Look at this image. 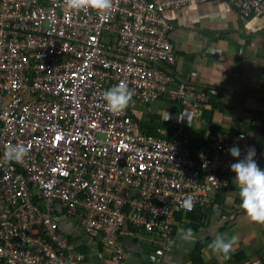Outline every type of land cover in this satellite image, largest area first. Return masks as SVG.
I'll return each instance as SVG.
<instances>
[{"label":"built area","instance_id":"1","mask_svg":"<svg viewBox=\"0 0 264 264\" xmlns=\"http://www.w3.org/2000/svg\"><path fill=\"white\" fill-rule=\"evenodd\" d=\"M210 3L264 18V0H113L103 14L63 0H0V264H84L63 217L99 241L109 264H123L124 228L168 246L186 215L206 214L236 185L235 137L215 132L192 146L179 131L140 125L149 104L180 118L207 106L196 74L176 72L171 17ZM121 83L134 95L115 115L103 94ZM18 144L24 161L5 162ZM162 257L156 249L147 260Z\"/></svg>","mask_w":264,"mask_h":264},{"label":"crops","instance_id":"2","mask_svg":"<svg viewBox=\"0 0 264 264\" xmlns=\"http://www.w3.org/2000/svg\"><path fill=\"white\" fill-rule=\"evenodd\" d=\"M171 18L176 72L182 77L195 73V81L209 96L199 117L185 112L181 125L175 128L184 135L197 123L207 128L204 137L207 132L233 136L241 159L249 147H254L255 160L260 165L264 160V18L244 19L231 7L213 3L192 5ZM158 131L172 133L164 128ZM238 135L243 137L237 139ZM204 137L197 136L195 145ZM214 202L211 215L202 222H195L198 226L195 233L189 235L185 229L181 235H175L168 246L129 227L124 228L120 240L127 257L123 264H149L147 257L156 249L163 252L157 264H191L198 244L202 245L203 264H264V224L250 222L244 212L236 216L235 228L225 231L228 238L238 237L230 259L224 260L208 248L220 235L218 226L222 212L241 209L238 187L234 185L223 191ZM60 227L68 240L85 254L84 264H109L99 241L86 236L72 220L60 218Z\"/></svg>","mask_w":264,"mask_h":264},{"label":"clouds","instance_id":"3","mask_svg":"<svg viewBox=\"0 0 264 264\" xmlns=\"http://www.w3.org/2000/svg\"><path fill=\"white\" fill-rule=\"evenodd\" d=\"M63 3L69 10L75 12H88L91 10L98 14H103L113 8V0H63ZM133 95L134 92L126 84L121 83L104 92L103 99L106 102L105 106L107 110L115 115H119L128 108ZM168 112L170 111L168 110ZM174 114L177 115V122L179 123L180 116L177 112H174L172 116ZM151 116L153 117V115L144 113L142 121L146 119L145 117L150 118ZM229 153L237 161L230 167L231 171L235 174L234 181L239 189L240 208L250 222L264 224V170L258 167L255 160V148L249 147L246 155L242 159L240 158V148L237 146L229 149ZM27 155L28 149L23 144H18L8 148L4 152L3 159L5 162L19 164L24 161ZM211 206L206 214L211 210ZM182 207L186 211H191L193 207L192 199L190 197L186 198L182 203ZM206 214L202 213V215ZM191 231V229H187L189 235H191ZM192 238L194 239V236ZM237 241L238 237L234 235L230 238L226 237V235H217L208 245V248L224 260H228Z\"/></svg>","mask_w":264,"mask_h":264},{"label":"rangeland","instance_id":"4","mask_svg":"<svg viewBox=\"0 0 264 264\" xmlns=\"http://www.w3.org/2000/svg\"><path fill=\"white\" fill-rule=\"evenodd\" d=\"M148 106L149 107L146 109V111H147L146 114L153 115V117L155 118V124H153V125H154V128L156 129L157 133H158V128H164V129H167V130H171L172 131L171 135L174 132L178 131V129H176L175 127L177 125H181V124H179V123H181V119L179 120V123H177V115L174 114L172 116L171 112H167L166 111L167 110L166 109V105L164 103L157 102L155 104H149ZM168 118H170L171 123H172L170 125L166 124V122H165ZM150 119L153 120L152 116H151ZM156 121H158V122H156ZM160 122H161V124H165L166 127L165 126L164 127H162V126L159 127L161 125ZM197 125L198 124L196 123L195 126H191V130L185 131L184 135L181 132V134H182L181 136L185 137L187 140H188L187 137L190 135L188 141H189L190 144L193 143V144H191L192 146L195 145L197 136L203 138L204 134H206L204 132L207 131V128H205V127L201 128L200 124H199V126H197ZM207 134H211V132H207ZM165 135H167V134H165ZM240 212H243V211L241 209L240 210L234 209V212H231V210H229V212L223 211L222 215H220L221 216L220 217L221 220L219 221V226H218V230H220V232L218 234L226 235L225 231L233 230L235 228V226H236V222H235L236 219H237L236 216ZM211 213H212V209L208 212L206 217L211 215ZM199 215L200 214H196L195 218H197ZM105 256H106V254H105ZM106 258H107V256H106Z\"/></svg>","mask_w":264,"mask_h":264},{"label":"trees","instance_id":"5","mask_svg":"<svg viewBox=\"0 0 264 264\" xmlns=\"http://www.w3.org/2000/svg\"><path fill=\"white\" fill-rule=\"evenodd\" d=\"M145 118L146 119H143V121H141V123H140L141 128L144 131H146L148 134L156 135L157 134V131L154 128V125H153V124H155V118L152 117L153 120L150 119L151 117L150 118L149 117H145ZM156 122H158V121H156ZM202 216L203 215L201 214L200 217L195 218V215H193V214L186 215L185 218H184V220L187 222V225H186L187 229L188 230L191 229L192 230L191 232H194L195 233L196 230H197V227H198L195 222L197 220H198V222L199 221L202 222L203 218H205L206 215H204L203 217ZM181 219L182 218L180 216L178 218V222L179 223L182 222V221H184V220H181ZM173 235H175V234L173 233ZM201 250H202V245L201 244H198L196 246L195 250H194L195 255H193L191 257V264H203L202 263V260L200 258V252H201Z\"/></svg>","mask_w":264,"mask_h":264}]
</instances>
